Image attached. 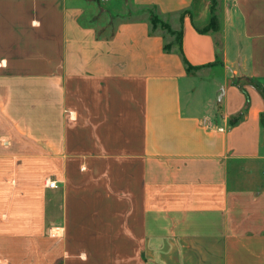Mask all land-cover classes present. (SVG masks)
<instances>
[{"label": "crops", "instance_id": "0c3cea01", "mask_svg": "<svg viewBox=\"0 0 264 264\" xmlns=\"http://www.w3.org/2000/svg\"><path fill=\"white\" fill-rule=\"evenodd\" d=\"M105 254L264 264V0H0V264Z\"/></svg>", "mask_w": 264, "mask_h": 264}, {"label": "rangeland", "instance_id": "374dc122", "mask_svg": "<svg viewBox=\"0 0 264 264\" xmlns=\"http://www.w3.org/2000/svg\"><path fill=\"white\" fill-rule=\"evenodd\" d=\"M126 5H128V8H130L132 3L129 1V4L125 3V6ZM127 14L128 15H132L131 12L127 13ZM140 14H142V13H140ZM151 14H152V16H155V15H153V13H151ZM128 15H126V13L125 14H121V17L125 19V18H127ZM156 18H157V16H156ZM158 21H159V23L156 24L155 27L157 29H159L160 31H162L163 33H167L168 30L165 27L166 25L163 24L161 22V20L158 19ZM175 34L176 35H172V37H173V38H171L172 40L168 37L167 44H171L172 47L177 48L178 45H179V41H178L179 37L177 35L178 34L177 32ZM240 44H241V41H237L236 45L238 47H240ZM189 71L190 72L192 71V74H193V77H194V80H195L194 84L196 86H198L201 82H203L202 84H200L201 86L199 87L200 88V92L203 94L202 97H205L206 94H209V93L213 94L214 92H217V91H215V89L218 90L217 88H219L220 85L222 83H224L225 70H224L223 67H221V65L216 64V66L214 68H211V67L210 68H202L200 70H197L196 68H194V69H190ZM230 73H231V71H229V74ZM229 79H231V81L233 80V82L236 83V84H241L242 86L245 85V84H251V85H254V86L258 87L257 84H255L256 82H254L252 80H250V81L248 80L250 82V83H248L246 81V78L243 77L241 74H239L238 76H236L234 78L230 76ZM216 94L217 93L214 94V102L213 103L217 102ZM185 100L187 101L188 98L185 97ZM217 105H218V103H215V106H217ZM103 258L105 259L104 260L106 262L105 264H108L109 262H112V260H113V262L115 261V255L114 254H105V255H103Z\"/></svg>", "mask_w": 264, "mask_h": 264}, {"label": "trees", "instance_id": "16d2710c", "mask_svg": "<svg viewBox=\"0 0 264 264\" xmlns=\"http://www.w3.org/2000/svg\"><path fill=\"white\" fill-rule=\"evenodd\" d=\"M213 7H214V5H213ZM159 19V18H158ZM158 19L156 18V16H152V19H151V22H152V24H153V27H155L156 26V24H158L159 23V21H158ZM160 20V19H159ZM162 22V21H161ZM163 23V22H162ZM163 24H165V23H163ZM219 22H218V17H217V15H215L214 14V12H213V16H212V20H211V23H210V25H209V27L206 29V30H210V29H214V30H217V29H219ZM166 26V28H167V30H168V32L169 33H171L172 35H176L175 33L177 32L178 34V37H179V45H178V47H179V52L181 53V55H182V57H183V60H184V62L187 64V66H188V68L189 69H192V68H195V67H193L189 62H188V60L186 59V57H185V54H184V52H183V47H182V41H181V39H182V30L180 29V30H177V31H174V30H172L171 29V27L169 26V25H167V24H165ZM156 28V27H155ZM165 47H167V48H171L172 47V45L171 44H167ZM258 86V85H257Z\"/></svg>", "mask_w": 264, "mask_h": 264}, {"label": "built area", "instance_id": "2783aa9c", "mask_svg": "<svg viewBox=\"0 0 264 264\" xmlns=\"http://www.w3.org/2000/svg\"><path fill=\"white\" fill-rule=\"evenodd\" d=\"M48 185L51 186V187H55L56 186V181L49 182Z\"/></svg>", "mask_w": 264, "mask_h": 264}]
</instances>
